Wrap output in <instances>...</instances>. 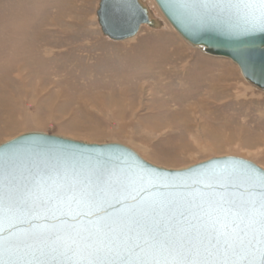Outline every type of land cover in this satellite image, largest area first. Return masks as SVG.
Masks as SVG:
<instances>
[{"label":"rangeland","instance_id":"rangeland-1","mask_svg":"<svg viewBox=\"0 0 264 264\" xmlns=\"http://www.w3.org/2000/svg\"><path fill=\"white\" fill-rule=\"evenodd\" d=\"M141 1L155 26L115 41L100 0H0V145L44 132L120 143L166 169L223 156L264 169V91Z\"/></svg>","mask_w":264,"mask_h":264},{"label":"snow or ice","instance_id":"snow-or-ice-1","mask_svg":"<svg viewBox=\"0 0 264 264\" xmlns=\"http://www.w3.org/2000/svg\"><path fill=\"white\" fill-rule=\"evenodd\" d=\"M182 3L198 15L200 27L235 13L243 16L245 33L264 32V0ZM66 178L58 168L47 182L34 178L36 194L12 196L0 187V209L5 210L0 225L7 224L0 228L6 234L0 235V264H264V173H246L239 184L213 173L204 182L208 191L195 204L172 201L167 206L145 201V189L111 184L103 170L96 175L98 191L77 195L76 183L61 185ZM13 182L11 174L0 171V185ZM241 184L245 189L237 195ZM46 189L53 194L40 197ZM113 209L120 215L114 216ZM232 216L244 224L242 232H252L251 241L229 242ZM81 217L89 218L93 228H77L65 219L78 222ZM40 219L59 223L37 228L33 222ZM18 222L33 227L21 230Z\"/></svg>","mask_w":264,"mask_h":264},{"label":"water","instance_id":"water-1","mask_svg":"<svg viewBox=\"0 0 264 264\" xmlns=\"http://www.w3.org/2000/svg\"><path fill=\"white\" fill-rule=\"evenodd\" d=\"M155 1L187 43L210 56L231 59L249 84L264 91V32L245 33L246 22L242 15L235 13L221 15L211 26L200 27L198 15L184 6L182 0ZM97 16L103 33L117 41L136 36L145 24L155 26L149 9L141 0H100ZM57 168L61 175L66 174L67 177L61 185L76 183L77 195L79 190L98 191L96 175L103 170L105 178L113 185L125 184L137 191L145 189L142 198L157 206H167L172 201L183 205L195 204L201 194L208 191L204 182L213 173L226 178L231 176L232 182L238 184L246 173H264V169L255 162L237 156L215 157L184 169H166L148 162L135 150L120 143H85L44 132L24 133L0 145V171L14 178L13 183L0 185L6 194H36L34 178L42 177L47 182ZM102 187L107 188V185ZM244 189L245 185L241 184L236 194ZM52 194L47 189L38 193L40 197ZM111 202L116 203L115 200ZM4 211L0 209V217ZM112 211L114 216L120 215L119 209ZM65 219L77 228H93L87 217H81L78 222ZM91 219L99 224L95 218ZM58 223L51 219L33 222L37 228ZM18 226L21 230L33 227L19 222ZM3 227L7 224L0 225ZM243 228L240 219L229 218L230 243L238 246L240 242L253 239L252 232H242ZM0 235L6 234L0 232Z\"/></svg>","mask_w":264,"mask_h":264},{"label":"bare ground","instance_id":"bare-ground-1","mask_svg":"<svg viewBox=\"0 0 264 264\" xmlns=\"http://www.w3.org/2000/svg\"><path fill=\"white\" fill-rule=\"evenodd\" d=\"M151 16V15H150ZM68 34H74V33H70V32H68ZM76 34H78V33H76ZM111 39V38H110ZM113 40V39H112ZM115 41H117V40H115ZM169 156V155H168ZM167 159H170L169 157H166Z\"/></svg>","mask_w":264,"mask_h":264}]
</instances>
